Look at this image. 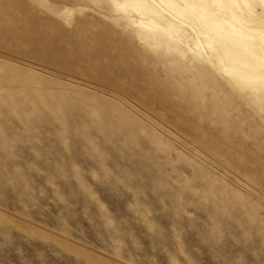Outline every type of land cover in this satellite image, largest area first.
<instances>
[{
	"label": "rangeland",
	"instance_id": "rangeland-1",
	"mask_svg": "<svg viewBox=\"0 0 264 264\" xmlns=\"http://www.w3.org/2000/svg\"><path fill=\"white\" fill-rule=\"evenodd\" d=\"M0 264H264V0H0Z\"/></svg>",
	"mask_w": 264,
	"mask_h": 264
}]
</instances>
